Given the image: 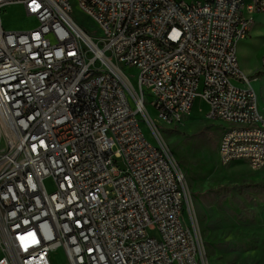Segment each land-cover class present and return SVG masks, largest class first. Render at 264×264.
Returning <instances> with one entry per match:
<instances>
[{"label": "built area", "instance_id": "built-area-1", "mask_svg": "<svg viewBox=\"0 0 264 264\" xmlns=\"http://www.w3.org/2000/svg\"><path fill=\"white\" fill-rule=\"evenodd\" d=\"M14 3L33 27L3 26ZM74 4L92 30L70 0H0V264H209L153 117L179 122L200 97L221 163L264 166V106L237 57L264 0Z\"/></svg>", "mask_w": 264, "mask_h": 264}, {"label": "rangeland", "instance_id": "rangeland-1", "mask_svg": "<svg viewBox=\"0 0 264 264\" xmlns=\"http://www.w3.org/2000/svg\"><path fill=\"white\" fill-rule=\"evenodd\" d=\"M70 2L75 20L86 31L92 30V19L81 14L75 0ZM1 19L6 29H26L35 21L15 3L6 7ZM261 61L264 64V53ZM151 100L152 94L146 92L150 115ZM206 110L207 104L196 97L190 113L179 122L167 124L155 117L153 122L187 182L209 264H264V166L254 168L245 161L221 163L217 153L221 131L205 118Z\"/></svg>", "mask_w": 264, "mask_h": 264}, {"label": "crops", "instance_id": "crops-1", "mask_svg": "<svg viewBox=\"0 0 264 264\" xmlns=\"http://www.w3.org/2000/svg\"><path fill=\"white\" fill-rule=\"evenodd\" d=\"M260 14L262 13L248 14V16L252 18L249 35L237 44L239 66L247 75H253L264 69V64L261 61V56L264 53V14ZM35 24L36 21H33L31 27ZM249 41L253 42L252 45H249ZM252 83H254L253 85H256L254 87L258 88L260 91V98L264 106V75L255 77Z\"/></svg>", "mask_w": 264, "mask_h": 264}, {"label": "trees", "instance_id": "trees-1", "mask_svg": "<svg viewBox=\"0 0 264 264\" xmlns=\"http://www.w3.org/2000/svg\"><path fill=\"white\" fill-rule=\"evenodd\" d=\"M262 75H264V69L254 73L253 75L250 76V78L254 79L255 77L262 76Z\"/></svg>", "mask_w": 264, "mask_h": 264}, {"label": "bare ground", "instance_id": "bare-ground-1", "mask_svg": "<svg viewBox=\"0 0 264 264\" xmlns=\"http://www.w3.org/2000/svg\"><path fill=\"white\" fill-rule=\"evenodd\" d=\"M147 110H148V109H147ZM160 135H161L162 138H164L162 134H160ZM186 184H187V182H186ZM193 212H195V210H193ZM195 217H196V214H195Z\"/></svg>", "mask_w": 264, "mask_h": 264}]
</instances>
